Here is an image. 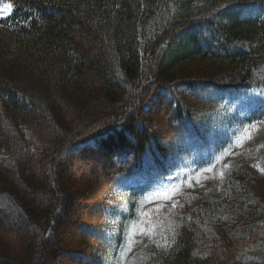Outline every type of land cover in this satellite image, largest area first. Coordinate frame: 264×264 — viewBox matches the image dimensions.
<instances>
[{"label":"trees","instance_id":"16d2710c","mask_svg":"<svg viewBox=\"0 0 264 264\" xmlns=\"http://www.w3.org/2000/svg\"><path fill=\"white\" fill-rule=\"evenodd\" d=\"M5 1L0 264H112L139 192L121 187L127 215L114 216L117 183L180 169L187 133L206 156L182 169L210 165L227 142L206 148L203 126H231L217 100L264 88V0ZM225 160L215 192L165 205L140 264H264V171ZM78 161L97 163L100 182L76 185Z\"/></svg>","mask_w":264,"mask_h":264},{"label":"rangeland","instance_id":"374dc122","mask_svg":"<svg viewBox=\"0 0 264 264\" xmlns=\"http://www.w3.org/2000/svg\"><path fill=\"white\" fill-rule=\"evenodd\" d=\"M5 5H8L7 2H5V0H0V17H7L10 15V9L8 7V9L5 10ZM216 106L219 108L218 110L222 109V115L225 118H228L227 121H229L231 126L225 127L226 130L219 127L217 128L214 124H211L208 127H205V125L203 126L208 131L210 128L212 130L211 132H208L209 134L206 137L205 141L209 144L206 148H211L212 146L217 145L223 146L227 142L225 152L216 156L217 158H215L214 161L219 162L222 160L224 162L226 159L225 162L230 163L234 160L242 159L243 162L252 169V171L263 172V86L259 85V88L253 86L248 90H241L228 94L226 98L217 100ZM184 137H187L184 142L178 143L181 147L183 145V152H181L177 157L180 161L176 162L180 166V169L171 172L163 179L154 180L153 182L141 180L135 182V178H131L130 181L125 182L124 180L127 178H123L117 183L115 188L116 190L119 188V196L117 200L121 202L119 204L111 202L116 204L114 216L122 214L125 217V215H127L125 205L129 202V195L126 191L122 192L123 190H120L121 187L122 189L130 190L136 188L139 192H137L136 201L134 202V205L137 208L135 221L125 224L124 236L121 237V245L116 248L117 254L114 256L112 264H140L142 260L154 251L158 242L159 223H162V219L160 218L165 215L164 211L167 212L165 205H169L173 202L177 195H180L184 191H189L188 194L192 195L193 192V197H189L191 200H196L197 198L199 199L201 194L215 192V188H218V176H221L222 173L217 175L213 167H207V169L200 171L182 169V167H184L183 165L189 163L186 161L187 156L192 158V160H194L193 158L204 159L206 156L205 148L200 147L201 144L195 140L196 134L187 133ZM222 143L223 145H221ZM30 155L31 154H28L24 157V159L20 160L19 167L22 170L20 172H26L30 169ZM1 159L6 163L11 160L9 157L4 155L0 156V161ZM76 164L79 165L81 171L85 174V176H87L85 179L82 177H76L74 179L76 185L78 184L85 187L87 184L100 182L101 176L97 163H84L83 161H78ZM213 186L216 187L212 189ZM132 192L136 193V190H133ZM1 205L4 204L1 203L0 206ZM3 209H7V214H9L8 207ZM75 211L85 212L87 211V207H77ZM75 213L76 212H72L71 215H74ZM108 213H110L109 210ZM9 215L12 216V212ZM71 220H75V218H71ZM11 221L14 223L17 222L13 218ZM118 221L119 219L114 217L111 221V225ZM169 222L170 221L168 220L166 223H162V225ZM68 230L71 231V228H67V231ZM112 234H115V231L107 232L109 237ZM65 259L67 260L68 258ZM65 259L62 257L52 261L50 264H59L57 262L62 260L64 261ZM244 263L251 264V262Z\"/></svg>","mask_w":264,"mask_h":264},{"label":"snow or ice","instance_id":"6c2138e0","mask_svg":"<svg viewBox=\"0 0 264 264\" xmlns=\"http://www.w3.org/2000/svg\"><path fill=\"white\" fill-rule=\"evenodd\" d=\"M8 7H9L8 5H5V10H7V9H8Z\"/></svg>","mask_w":264,"mask_h":264}]
</instances>
